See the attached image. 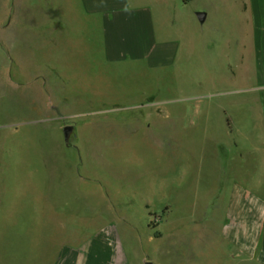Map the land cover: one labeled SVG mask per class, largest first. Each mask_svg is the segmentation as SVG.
Returning a JSON list of instances; mask_svg holds the SVG:
<instances>
[{
  "label": "rangeland",
  "instance_id": "rangeland-1",
  "mask_svg": "<svg viewBox=\"0 0 264 264\" xmlns=\"http://www.w3.org/2000/svg\"><path fill=\"white\" fill-rule=\"evenodd\" d=\"M129 3L178 41L172 65L107 62L77 0H0V264H52L99 231L132 263L221 264L211 199L257 176L236 156L220 173L238 111L221 92L253 82L238 59L251 13L246 0Z\"/></svg>",
  "mask_w": 264,
  "mask_h": 264
},
{
  "label": "crops",
  "instance_id": "crops-1",
  "mask_svg": "<svg viewBox=\"0 0 264 264\" xmlns=\"http://www.w3.org/2000/svg\"><path fill=\"white\" fill-rule=\"evenodd\" d=\"M1 1L9 4V0ZM77 1L86 14L96 18L107 62H144L147 68L160 70L175 61L178 41L161 33L164 27L156 26L148 7H133L129 0ZM243 7L251 13V54L242 44L238 59L242 68L252 72L248 79L253 82L221 92L236 95L238 110L235 117L225 114L227 131L237 128L233 148L223 156L224 164L236 156L243 172L257 176L250 187L236 181L211 199L217 209L210 211L209 218L218 228L207 237L214 235L220 243L221 264H264V0H246ZM220 173L228 174L227 164ZM143 259L132 263L122 249L112 246L110 234L99 231L83 245L61 247L52 264H144Z\"/></svg>",
  "mask_w": 264,
  "mask_h": 264
},
{
  "label": "water",
  "instance_id": "water-1",
  "mask_svg": "<svg viewBox=\"0 0 264 264\" xmlns=\"http://www.w3.org/2000/svg\"><path fill=\"white\" fill-rule=\"evenodd\" d=\"M196 15H197L198 20L201 21V22L205 18V13L204 12H197ZM70 131H71V128L70 127L63 128V135H64L65 139H67ZM144 264H152V263L149 262V261H146V262H144Z\"/></svg>",
  "mask_w": 264,
  "mask_h": 264
}]
</instances>
